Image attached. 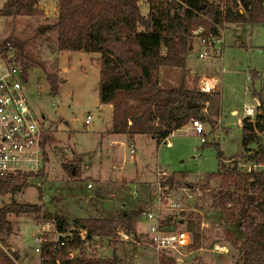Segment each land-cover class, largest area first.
<instances>
[{
	"label": "rangeland",
	"instance_id": "374dc122",
	"mask_svg": "<svg viewBox=\"0 0 264 264\" xmlns=\"http://www.w3.org/2000/svg\"><path fill=\"white\" fill-rule=\"evenodd\" d=\"M5 2L0 0V9ZM39 3L40 8L45 10L42 16L15 19L0 16V42L8 36L31 38L29 47L45 63V69L40 66L28 69L24 83L32 107L44 116L42 123L49 131L45 139L48 154L43 170L45 182L44 187L39 188L34 178L22 177L20 191L0 195V207L11 201L38 204L43 211L64 215L72 224L75 216H113L114 210L101 214L94 211L104 203L116 210L123 208L121 203H126V209L142 210L134 221V228L137 221L141 230L139 234L127 233L128 237L121 239L117 233L118 237L113 242L97 238L83 246L88 256L110 257L115 249L123 264H158L159 251L167 248L178 264L241 263L245 231L240 227L239 214L211 208L222 181L211 173L218 169L214 143H219L226 165L232 167V156L243 151L240 124L245 117L243 108L245 105L256 106L259 96L264 99V22L232 23L222 27L221 58H199L198 53L203 47L196 38L186 55L187 75L172 67H166L162 73V83L166 87L177 86L183 76L192 88H198L205 78L217 79L215 87L220 96L219 109L210 114L213 124L201 121L205 142L194 134L189 121L187 125L192 131L177 130L170 137L173 146L157 145L151 136L138 135L135 153L131 154L130 143L119 148L109 144L110 137H114L112 112L108 106L99 104L98 72L93 69L88 55L84 54V57L71 51H59L56 31L46 30L47 25L56 22V11L53 9L56 0H39ZM139 5L142 12L147 11L146 0H139ZM41 28H45L43 33ZM191 68L196 73H191ZM48 73L57 74L55 89L50 87ZM253 89L258 92L257 98L252 94ZM257 112L255 109L251 119ZM88 113L92 119L90 124H85ZM110 148L112 151H109ZM236 161L242 172L251 168L264 170V163L252 165ZM63 162L74 163L77 174L71 176L63 169ZM157 166L164 170L156 172ZM165 169L175 174L179 185L168 188L165 195L168 199L163 198L159 204L157 182L162 175L159 172ZM167 170L165 176H168ZM104 178L114 181L124 178L130 189L125 193L121 189L123 195H109L115 193L116 188L120 189L119 185L124 186L125 181L122 184L102 182L107 189L104 192H98L95 184H92L93 189H87L88 181ZM90 193L94 194L88 202L86 194ZM170 200L180 205L171 207ZM147 212H153L158 217L154 225L161 224L164 233L177 237L175 247L156 248L152 240L154 233H151L154 232L153 219L146 217ZM8 218L11 231L8 232L7 242L14 245L19 253L27 250L29 256V251L31 254L34 250L33 234L39 232L42 217L11 214ZM190 218L200 223L201 246L193 250L188 248L192 236L186 228ZM34 256L27 258L28 264H35Z\"/></svg>",
	"mask_w": 264,
	"mask_h": 264
},
{
	"label": "trees",
	"instance_id": "16d2710c",
	"mask_svg": "<svg viewBox=\"0 0 264 264\" xmlns=\"http://www.w3.org/2000/svg\"><path fill=\"white\" fill-rule=\"evenodd\" d=\"M146 1L148 10L143 14L139 0H56V22L47 25L46 30L56 31L59 51L99 54L91 63L99 71V104L112 106V133L149 135L160 143L192 118L213 124L210 114L218 111L220 103L218 91L203 92L192 88L185 76L177 86L166 87L160 80L161 69L177 68L187 75L186 55L196 40V30L202 27L204 35L217 34L219 29L232 23H262L264 0ZM44 14L39 0H6L0 9V16L14 19ZM30 41L31 38L8 36L0 42L1 52L13 48V59L20 66L24 79L28 69L36 66L45 69V63L29 47ZM47 78L51 89H55L57 74L48 73ZM206 102L209 112L202 114L200 108ZM263 134L264 99L259 96L254 118L246 116L241 120L243 151L232 156V167L226 165L219 143H214L218 169L211 175L222 181L211 208L239 214L240 227L245 231L239 264H264V170L251 168L242 172L236 161L252 165L264 163ZM47 160L48 154L45 165ZM62 166L71 176L77 174L74 163L63 162ZM19 181L0 180V195L20 191L22 183ZM159 183L169 187L179 185L174 173L162 176ZM141 212L140 208L119 209L110 217H75L73 230L64 215L43 211L38 204L11 201L0 207V264H17L19 259L17 253L9 255L4 250L5 236L11 231L8 218L11 214L52 219L57 231L68 234L65 247L49 240L42 243L40 264H123L115 249L106 257L88 256L82 248L72 258L66 250L95 238L113 242L118 237L117 230L133 234L134 221ZM199 226V220L189 219L186 228L192 236L190 250L201 246ZM78 229L86 230L84 240ZM158 264L178 263L170 255V249L163 248L159 251Z\"/></svg>",
	"mask_w": 264,
	"mask_h": 264
},
{
	"label": "built area",
	"instance_id": "2783aa9c",
	"mask_svg": "<svg viewBox=\"0 0 264 264\" xmlns=\"http://www.w3.org/2000/svg\"><path fill=\"white\" fill-rule=\"evenodd\" d=\"M172 1V0H169ZM182 3V0H176ZM240 12L241 9H239ZM204 29L200 27L195 31L197 39L202 45V50L199 51L198 57L201 59L207 57H222L223 50V32L219 29L217 34L209 33L204 35ZM13 48L9 47L6 51H0V180L18 182L22 177L34 178L36 186L44 187V165L45 155L47 154V138L48 128L42 123L43 116H40L32 107L30 99L25 91L24 83L26 80L22 75L20 66L13 59ZM215 83H218L216 78H205L201 81L199 89L203 92H210L216 90ZM259 102L255 107L245 105L243 111L245 117L251 118L254 111H258ZM200 112L208 114V103L206 102L201 108ZM92 115L88 113L85 119V124H90ZM242 120V119H241ZM191 126L194 129V134L200 137L201 142H205L204 127L199 118L190 119ZM241 124V121H240ZM172 134V133H171ZM170 134V135H171ZM163 142L166 146H171V141L166 137ZM131 153H134V148L131 146ZM165 176V171L159 172ZM159 178V180H160ZM158 180V201L159 204L166 196V191L169 187L162 186ZM22 183V182H20ZM92 184L88 183L87 187ZM169 194V193H168ZM166 199H168L166 197ZM171 207H178V202L170 200ZM158 212L157 211L155 213ZM147 218L153 219L154 235L152 240L156 248L165 246L175 247L177 237L175 235H168L161 230V224L154 225L158 217L153 212L145 213ZM71 229L75 227L70 223ZM81 239L86 238V230L78 229ZM121 239L127 238L128 234L123 230H117ZM68 236L65 232L57 231L55 223L52 219L42 217L40 230L33 234L34 251L40 255L41 245L45 241L53 243L60 242L61 246H66ZM72 239V234L69 235ZM69 239V240H70ZM95 239L86 241L83 245L74 248H69L66 253L69 257L77 256L86 244L93 243ZM10 255V253H8Z\"/></svg>",
	"mask_w": 264,
	"mask_h": 264
},
{
	"label": "crops",
	"instance_id": "0c3cea01",
	"mask_svg": "<svg viewBox=\"0 0 264 264\" xmlns=\"http://www.w3.org/2000/svg\"><path fill=\"white\" fill-rule=\"evenodd\" d=\"M53 9L56 11V8L55 7H53ZM148 10V9H147ZM48 10H46V13L48 14ZM147 13V11L146 12H143V14H146ZM75 54H77V55H80V56H86V55H88V58H89V60H91L92 58H98L99 57V54L98 53H86V52H75ZM84 54H86V55H84ZM87 58V57H86ZM92 65V67H93V69L95 70L96 69V71L95 72H98L97 73V75H98V78H99V71H98V69L96 68V66L94 65L93 66V64H91ZM165 68L166 67H164V68H162L161 69V73H160V80H161V82H162V76H163V74L162 73H164V70H165ZM191 73L192 72H195L196 73V70H194V69H190L189 70ZM252 94H253V96L254 97H256L257 98V95H258V92H256V90L255 89H253V91H252ZM255 94H256V96H255ZM258 103V101L256 100V104ZM99 106V105H98ZM106 106H108V108L111 110V112H112V106L111 105H106ZM253 106V105H252ZM253 107H255V105L253 106ZM236 112V111H235ZM44 117V116H43ZM241 121V120H240ZM66 123V122H65ZM180 129H186L187 131H192V129H191V127H190V125H184L183 127H181V128H179V129H177V130H180ZM177 130H175L171 135H169L167 138L170 140V137L171 136H173L175 133H176V131ZM112 135V134H111ZM113 136L114 137H110V139H109V144L110 145H112V147L113 146H116V148H119L120 146H125V145H127L128 143H130V147L131 146H133V148H134V146H135V143H136V138L138 137V135H134V136H127V135H125V134H114L113 133ZM152 138V137H151ZM153 139V138H152ZM154 140V139H153ZM155 141V140H154ZM171 141V140H170ZM156 142V141H155ZM161 144H163V145H166L163 141H161L160 143H157V145H161ZM171 146H173V145H171ZM109 151H112V148H110L109 149ZM73 153H75V151H73ZM130 153H131V148H130ZM135 153V152H134ZM134 153H131V154H134ZM77 166V165H76ZM158 168H156V172H157V170L158 169H163L164 170V168L163 167H161V166H157ZM64 169V168H63ZM167 169H165V171H166ZM167 172H169L168 170H167ZM171 173L169 172L168 173V175H170ZM156 176V178H155V181L157 180V175H155ZM123 181H125L126 182V184L124 185V186H122V185H119L120 186V189H117L116 188V190H115V193H112V194H109V195H115V194H117V195H123L126 191H128L129 189H130V184L123 178V179H120L119 181H114V179H108V178H104V179H98V180H96V181H94V182H92V181H88L87 182V184L88 183H91V184H95V187L97 188V190H98V192H104V191H106L107 189L106 188H104L103 187V183L102 182H104V183H108V182H116V183H118V184H122L123 183ZM155 181H154V183H155ZM105 186V185H104ZM86 187H87V185H86ZM94 187V188H95ZM93 189V187L91 186L90 188L89 187H87V189ZM95 188V189H96ZM125 188H127V190L125 189ZM121 189H124L125 191H124V193H121ZM112 192V191H111ZM92 194H94V193H90V194H86V197H87V201L89 202L90 200H91V196H92ZM98 195V194H97ZM108 195V194H107ZM91 203V202H90ZM88 204V203H87ZM121 205H122V207L123 208H119V209H126V207H127V204L126 203H121ZM89 206V205H88ZM101 207H96L95 209H94V211H96V212H100V214L102 213V212H112V210H114L113 211V213L116 211V209H113V208H109L108 206H110V205H106L105 203L103 204V205H100ZM129 208H132V207H129ZM118 209V210H119ZM95 215V214H94ZM76 217V216H75ZM138 219V218H137ZM135 228H136V230L134 231V233L132 234V235H134V236H137V234H139V232L141 231L139 228H138V225H137V221H136V224H135ZM137 232V233H136ZM5 237H7V236H5ZM4 250L5 251H7L8 253H13V252H15V253H17L18 255H19V262H17V264L18 263H20V264H28L29 262L27 261V258L28 257H30V256H33V255H35L33 258V262H35V264H40V255L38 254V253H36L34 250H33V253H31L30 254V251H29V256H28V252H27V250H24L23 252H21V253H19L18 251H16V247L14 246V245H10L8 242H7V238H6V246L4 247ZM9 251H11V252H9Z\"/></svg>",
	"mask_w": 264,
	"mask_h": 264
},
{
	"label": "water",
	"instance_id": "95a60500",
	"mask_svg": "<svg viewBox=\"0 0 264 264\" xmlns=\"http://www.w3.org/2000/svg\"><path fill=\"white\" fill-rule=\"evenodd\" d=\"M44 30H45V28H41V29H40V32H41V33H43V32H44Z\"/></svg>",
	"mask_w": 264,
	"mask_h": 264
},
{
	"label": "bare ground",
	"instance_id": "6f19581e",
	"mask_svg": "<svg viewBox=\"0 0 264 264\" xmlns=\"http://www.w3.org/2000/svg\"><path fill=\"white\" fill-rule=\"evenodd\" d=\"M182 241H184V239Z\"/></svg>",
	"mask_w": 264,
	"mask_h": 264
}]
</instances>
